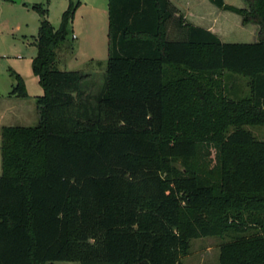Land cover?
<instances>
[{
  "label": "trees",
  "instance_id": "1",
  "mask_svg": "<svg viewBox=\"0 0 264 264\" xmlns=\"http://www.w3.org/2000/svg\"><path fill=\"white\" fill-rule=\"evenodd\" d=\"M210 1L258 24L259 39L225 42L170 0H108L100 83L55 66L80 2L58 28L31 4L44 92L36 125L2 128L0 264H184L193 238L229 232L220 264H264V141L247 128L264 125V0ZM226 71L249 78L247 96L227 95Z\"/></svg>",
  "mask_w": 264,
  "mask_h": 264
},
{
  "label": "rangeland",
  "instance_id": "2",
  "mask_svg": "<svg viewBox=\"0 0 264 264\" xmlns=\"http://www.w3.org/2000/svg\"><path fill=\"white\" fill-rule=\"evenodd\" d=\"M80 4L68 24L66 39L57 48L55 66L61 70H96L98 83L102 82L109 56L108 46V0H73ZM181 4L186 20L195 25L213 30L225 42H254L259 39L260 26L245 23L240 14L217 7L210 0H177ZM40 3L48 9L47 18L56 27L62 20L70 0H0V95L4 94L8 83L15 82L11 69L18 68L31 95L28 112L35 107L37 116V96L42 86L32 69L33 57L37 53L36 36L40 27V15L25 3ZM226 3L247 8L246 0H225ZM73 34L79 36L73 38ZM91 55L96 57L90 59ZM224 81L228 96L240 99L249 93V78L240 73L226 71ZM34 100V101H33ZM29 102V101H28ZM33 118L21 122L34 126ZM248 129L257 139L264 141V125H249ZM200 162L213 168L218 163V152L213 146H203ZM175 166L182 168L180 162ZM2 159L0 150V174ZM247 234V233H245ZM238 234L229 232L223 236L196 237L191 240L190 255L185 256V264H220V248ZM52 264H80L77 261H55Z\"/></svg>",
  "mask_w": 264,
  "mask_h": 264
},
{
  "label": "crops",
  "instance_id": "3",
  "mask_svg": "<svg viewBox=\"0 0 264 264\" xmlns=\"http://www.w3.org/2000/svg\"><path fill=\"white\" fill-rule=\"evenodd\" d=\"M170 1L182 13L184 12L183 9H182V7H181V4L179 3V1H177V0H170ZM21 2H22V0H21ZM26 4H28V5L31 6V4H33V3L28 2ZM67 7H68V5H67ZM56 28H58V27H56ZM208 29H210V27ZM78 37L79 36H77L76 34H73V38H78ZM95 58L96 57H94V55H91V57H90V59H95ZM11 70H14L15 72L19 73L22 76V73H21V71L18 68L15 67V69H11ZM91 72H96V70H92ZM15 82L10 81L8 83L9 85L7 86V89H6L5 93L2 94V95H0V150H1V144H2V128L4 126L22 125L21 122L28 121L30 118H33V122H34V120L36 121L37 118L39 120L38 112H37V116L35 114V107H33V110H32V113L31 114H30V112H28V108H29L28 107L29 106L28 103H31L32 102L30 100L31 99L30 98L31 95H30V91L28 90V87H26V88H27V91H28L29 96L26 97V98L19 97V96L14 95V94L11 93L12 87L15 84ZM43 92H44V90H43V87H42V90H41V92H40L39 95H42ZM36 110H37V106H36ZM23 126H25V125H23ZM1 159H2V153H1ZM189 255H190V252L186 256H189ZM184 257L182 258V262H183Z\"/></svg>",
  "mask_w": 264,
  "mask_h": 264
},
{
  "label": "water",
  "instance_id": "4",
  "mask_svg": "<svg viewBox=\"0 0 264 264\" xmlns=\"http://www.w3.org/2000/svg\"><path fill=\"white\" fill-rule=\"evenodd\" d=\"M12 1H14V2H21V0H12Z\"/></svg>",
  "mask_w": 264,
  "mask_h": 264
}]
</instances>
